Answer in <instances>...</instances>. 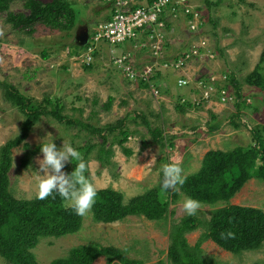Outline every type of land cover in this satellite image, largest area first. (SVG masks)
I'll return each instance as SVG.
<instances>
[{
	"label": "rangeland",
	"instance_id": "374dc122",
	"mask_svg": "<svg viewBox=\"0 0 264 264\" xmlns=\"http://www.w3.org/2000/svg\"><path fill=\"white\" fill-rule=\"evenodd\" d=\"M35 1L48 4L52 0ZM62 1L76 14V24L69 36L66 32L51 31L39 23L34 24L32 34H27L26 30L13 29L6 22V14L0 13V82L12 85L37 103L53 100L63 107L62 114L81 118L95 127L125 119L129 130L138 132L124 145L132 150L130 157H126L118 146H113L112 162L115 166L101 168L97 161L89 159L85 174L97 190L113 189L128 202L149 190L160 188L163 178L161 164L179 162L186 177L199 170L208 151L231 150L254 144L251 130H260L264 137V93L250 86L246 80L264 53V0H222L218 5L213 4L218 0H209L213 5L210 7L206 6L204 0H190L195 6L192 7L199 8L204 18L202 29L197 33L191 32L187 24L180 21L179 24L174 23L172 34L168 35L171 45L167 55L171 58L203 44L212 53L213 58L203 56L187 64L184 73L188 80L193 81L197 76H206L207 79L213 75L221 84L228 81L221 80L222 76L234 75L243 96V104L238 112L240 117H235L237 111L232 105L213 102L190 109L185 114L178 113L175 106L180 97L191 102L200 95L191 96L186 90L185 96L182 90L175 89V78L172 82L175 88L167 82L157 98L147 88L127 82L112 64L111 54L113 52V57L119 56L124 50H130L131 45L128 44L110 46L105 42L99 43L98 53L95 56L91 54L92 69L85 71L83 65L86 59L83 56L87 53L73 46L76 45L75 32L87 28L90 35L96 23L106 21L109 8L104 0ZM10 13L28 15L29 12L24 9L22 1H17L10 5ZM43 53L47 58L43 57ZM147 57L135 53L133 64L145 65ZM227 89L235 96L231 84ZM108 99H112L111 108L104 111L103 106ZM140 115L147 119L152 128L163 129L168 142L174 144L173 148L168 147L167 140L164 141L167 146L163 149L151 143V135L138 117ZM23 119L20 112L5 101L0 89V147L19 132ZM232 121L240 124V128H233ZM38 124L39 127H35L37 124L33 127L25 143L38 145L46 134L53 136L58 148L62 147L63 142H70L76 149L102 142L97 134L68 129L51 118H42ZM215 124L219 130L211 134L208 128ZM109 139L106 147L111 142V137ZM142 141L148 144L144 149ZM22 154L21 147L13 150L9 191L16 200H31L38 192L34 171H38L37 161L42 159V155L39 153L32 165L23 169L20 166ZM187 156H190L189 159ZM70 166L71 163L66 165ZM63 171L66 173V168ZM162 198L168 199L169 193H163ZM184 198L180 195L171 203L168 216L160 221L128 217L102 224L95 223L90 213L84 217L77 233L57 239H41L33 253L38 264H51L53 260L67 257L73 248L98 244L122 250L127 258L140 264H169L170 234L187 217L181 206ZM226 205L256 208L264 212V183L251 179L228 203L202 205L193 217L201 221L209 220L214 210ZM203 232L204 229L199 227L185 234L187 244L194 247ZM201 250L203 259L216 264H264V243L260 249L241 255L224 251L210 240L201 245ZM0 259L9 264L1 256ZM94 264L107 263L100 258ZM114 264H118V261H114Z\"/></svg>",
	"mask_w": 264,
	"mask_h": 264
},
{
	"label": "trees",
	"instance_id": "16d2710c",
	"mask_svg": "<svg viewBox=\"0 0 264 264\" xmlns=\"http://www.w3.org/2000/svg\"><path fill=\"white\" fill-rule=\"evenodd\" d=\"M22 1L23 7L28 11L25 14L10 13V5ZM151 3L155 0H147ZM206 6H213L209 0H204ZM218 0L214 5H218ZM187 4L190 0H186ZM198 12L199 8L196 9ZM0 13H5L7 23L15 30H26L32 34L34 24L39 23L51 31L69 32L76 24V14L69 5L62 0H52L51 3L42 4L35 0H0ZM192 16H188L190 19ZM109 16H107V19ZM204 20V18H202ZM205 24V23H204ZM75 46L77 50L87 52L90 45L84 47ZM97 49L92 53L97 54ZM76 54V52H74ZM91 55V56H92ZM76 56H79L76 54ZM43 57L47 58L46 53ZM85 58V56H84ZM85 71L92 69V60L84 63ZM225 87L231 84L234 90L235 103L233 108L237 111L235 117H240L238 112L243 104L242 91L234 75H226ZM247 83L264 93V53L254 71L247 77ZM140 87L147 88L140 84ZM177 87V86H176ZM182 87H177L179 90ZM5 101L15 108L24 117L19 132L0 147V256L9 264H38L33 250L41 239L61 238L77 233L82 226L84 217H80L67 205L66 201L54 193L44 200H16L9 191V172L12 168V153L21 147L23 154L20 166L26 169L32 165L33 159L40 153V144L29 145L25 140L33 127L42 118H51L66 128H75L77 131H85L90 135L97 134L102 138L101 144H86L77 150L83 159L97 161L101 168L115 166L112 162L113 146L121 148L126 157L132 155V150L125 147L128 139L138 132L130 131L125 124V119L116 123L95 127L81 118L69 117L62 114L63 107L55 101L46 99L37 103L22 95L17 89L6 82H0ZM180 97L176 103V111L185 114L190 109L200 107L193 106L189 100L181 102ZM245 103V102H244ZM112 99L104 104V111L111 108ZM142 123L151 135V143L158 144L160 149L165 148L167 140L169 148L174 144L168 142L169 138L163 129L152 128L147 119L140 115ZM236 130L240 124L231 122ZM211 134L219 130L218 125H210ZM254 144L246 147H235L231 150H210L202 161L199 170L185 177V183L179 192L169 193L168 199L162 198L161 188L147 191L136 196L128 202L123 195L113 189L97 190V200L91 210V216L95 223L111 224L122 221L128 217H144L149 221L166 219L171 203H174L180 195L188 196L201 202L202 205H216L228 203L251 179H257L264 183V137L260 130H251ZM111 142L108 147L106 144ZM174 136H172L173 138ZM143 142L142 149L148 144ZM93 151L95 152L94 154ZM188 159L190 156H187ZM70 174L75 168L74 164L65 167ZM202 227L204 232L194 247L187 244L184 235ZM170 234V247L168 250L169 264H216L201 257V245L210 240L219 248L241 255L260 249L264 243V212L250 207L226 205L212 212L209 220L201 221L196 217H185ZM103 258L107 264H140L125 256L124 251L103 247L98 244L79 246L69 251L67 257L53 260L51 264H94Z\"/></svg>",
	"mask_w": 264,
	"mask_h": 264
},
{
	"label": "built area",
	"instance_id": "2783aa9c",
	"mask_svg": "<svg viewBox=\"0 0 264 264\" xmlns=\"http://www.w3.org/2000/svg\"><path fill=\"white\" fill-rule=\"evenodd\" d=\"M104 4L109 8V19L95 25L89 35L90 47L85 55L87 64L91 62V54L101 42L110 46L128 44L131 49L124 50L119 56L113 57L111 51L112 64L127 82L146 85L153 97L157 98L167 84L160 79L163 73L181 71L183 75L177 79L176 86L187 87L195 96L200 95L191 101L193 106L203 107L211 102L233 106L235 97L230 94L224 82L217 83L218 79H214L213 75L207 79L206 76H197L192 81L184 73L188 63L203 56L213 58L204 44L190 50L188 48L177 57L167 55L171 45L168 35L172 34L174 23L185 22L190 31L195 33L202 29L203 16L193 8L195 6L187 4L186 0H155L151 3L147 0H104ZM188 16L192 17L187 19ZM135 53L147 55L148 62L141 66L133 64ZM221 80H227L226 76H222Z\"/></svg>",
	"mask_w": 264,
	"mask_h": 264
},
{
	"label": "clouds",
	"instance_id": "9594fccd",
	"mask_svg": "<svg viewBox=\"0 0 264 264\" xmlns=\"http://www.w3.org/2000/svg\"><path fill=\"white\" fill-rule=\"evenodd\" d=\"M35 127H39V124L37 123ZM53 140L51 134H46L40 143L42 159L37 161L38 171H34L38 181L37 199L44 200L56 193L66 201L76 215L87 217L97 200V189L85 174L89 167L88 162L70 142H63L62 147L58 148ZM74 162V170L70 174L65 173L63 169L66 165ZM160 171L163 177L160 181L162 194L169 191L179 192L185 183L184 170L180 163L161 164ZM181 206L184 214L192 217L201 209L202 204L186 196ZM0 264L5 262L0 259Z\"/></svg>",
	"mask_w": 264,
	"mask_h": 264
},
{
	"label": "crops",
	"instance_id": "0c3cea01",
	"mask_svg": "<svg viewBox=\"0 0 264 264\" xmlns=\"http://www.w3.org/2000/svg\"><path fill=\"white\" fill-rule=\"evenodd\" d=\"M177 24H179V22L177 23ZM140 55H142V53L140 54ZM179 72H181V71H177V72H174V73H163V75H162V77H160V79L162 80V81H165V83H169L170 82V85L172 86V87H174L173 86V84H172V82L174 81L173 80V78H175V81L179 78V77H181L182 75V73H179ZM175 88V87H174ZM175 89H177V88H175ZM186 90H188V93L192 96V94H194L193 92H191L190 91V89L189 88H186V89H183L182 91H181V93H184V95L186 96Z\"/></svg>",
	"mask_w": 264,
	"mask_h": 264
},
{
	"label": "water",
	"instance_id": "95a60500",
	"mask_svg": "<svg viewBox=\"0 0 264 264\" xmlns=\"http://www.w3.org/2000/svg\"><path fill=\"white\" fill-rule=\"evenodd\" d=\"M88 38H89V35H88L87 28H85V30H83L82 32H79L78 30L75 32V36H74L75 43L79 47L86 46L88 43Z\"/></svg>",
	"mask_w": 264,
	"mask_h": 264
}]
</instances>
